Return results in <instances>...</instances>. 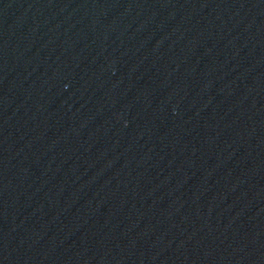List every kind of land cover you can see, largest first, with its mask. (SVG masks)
<instances>
[{
    "label": "water",
    "instance_id": "obj_1",
    "mask_svg": "<svg viewBox=\"0 0 264 264\" xmlns=\"http://www.w3.org/2000/svg\"><path fill=\"white\" fill-rule=\"evenodd\" d=\"M0 264H264V0H0Z\"/></svg>",
    "mask_w": 264,
    "mask_h": 264
}]
</instances>
